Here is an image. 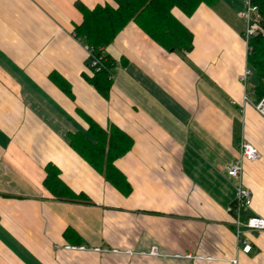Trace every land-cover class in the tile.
I'll use <instances>...</instances> for the list:
<instances>
[{"label": "crops", "instance_id": "crops-1", "mask_svg": "<svg viewBox=\"0 0 264 264\" xmlns=\"http://www.w3.org/2000/svg\"><path fill=\"white\" fill-rule=\"evenodd\" d=\"M78 3L114 5L0 0V264H264V230L238 232L227 210L239 180L225 167L245 139L261 157L243 161L252 204L241 220L264 217V116L244 99L254 80L242 0L201 3L191 16L173 7L193 34L187 52L166 50L130 21L104 49L114 61L107 95L90 81L74 33ZM91 122L131 138L114 159L129 187L75 149L97 143ZM49 165L87 202L53 194Z\"/></svg>", "mask_w": 264, "mask_h": 264}, {"label": "trees", "instance_id": "trees-1", "mask_svg": "<svg viewBox=\"0 0 264 264\" xmlns=\"http://www.w3.org/2000/svg\"><path fill=\"white\" fill-rule=\"evenodd\" d=\"M259 7L261 13V27L264 31V0H252ZM110 3L98 4L94 8H88L78 3L77 7L83 15L80 24L75 25L76 37L93 48V55L100 61L99 68L91 67L90 58L87 65L93 72L90 81L107 95L112 84L111 69L114 61L104 52L117 34L130 22H136L151 38L169 51L187 52L193 48V34L182 25L172 14L173 7L179 8L183 13L191 16L201 3L214 6L218 0H113ZM252 50L248 53L247 61L251 72L254 73L253 97L255 100L264 97V33L250 39ZM60 85L65 82L56 76H52ZM91 134L97 139V143L91 144L85 138V146L81 148L75 143L78 150L93 166L102 169L105 177L117 186L129 187L123 175L115 167V157L129 149L131 138L117 127L111 129L110 135L91 122ZM100 145V151L104 158L98 156L94 149ZM45 186L60 198H71L86 201L84 195H76L70 192L67 185L59 177V171L54 165L47 167Z\"/></svg>", "mask_w": 264, "mask_h": 264}, {"label": "built area", "instance_id": "built-area-1", "mask_svg": "<svg viewBox=\"0 0 264 264\" xmlns=\"http://www.w3.org/2000/svg\"><path fill=\"white\" fill-rule=\"evenodd\" d=\"M242 2L244 6L239 11V17L245 25L243 37L247 42L249 53L252 50L249 44L250 39L257 36L259 33H264V31L261 27V13L259 11V7L254 4L252 0H242ZM86 47L88 50V57L90 58L91 67L98 69L101 60L93 55V48L91 46L86 45ZM242 79L246 83L248 81V73H245L242 76ZM244 99L246 102L251 103L259 114L264 116V97L255 100L253 98V94L247 91L244 95ZM260 157L261 153L257 147L244 139L240 142V158L237 161L226 165L225 167L229 177L237 178L239 180V184L236 186L235 200L227 207L228 212H231L235 215L234 224L236 225L238 232L242 227H246L247 229L251 230H264V217L259 215H249L244 223L241 220V215L243 214L244 210H247L252 204V191L249 187L245 186L241 180L243 173V161H256ZM65 248L68 250L79 251L89 250V248L84 245H66ZM93 250L99 251L103 249L94 247ZM242 250L247 253L250 252L252 250V245L250 242L246 241ZM151 253L157 254V247H152ZM187 256L190 257L191 255L189 254ZM231 262L233 264H237L238 261L237 259H232Z\"/></svg>", "mask_w": 264, "mask_h": 264}, {"label": "rangeland", "instance_id": "rangeland-1", "mask_svg": "<svg viewBox=\"0 0 264 264\" xmlns=\"http://www.w3.org/2000/svg\"><path fill=\"white\" fill-rule=\"evenodd\" d=\"M244 5H242V7H243ZM242 9V8H241ZM240 9V10H241ZM254 72L252 71V75H251V77L254 79V74H253ZM99 156L101 155L100 153H97Z\"/></svg>", "mask_w": 264, "mask_h": 264}]
</instances>
